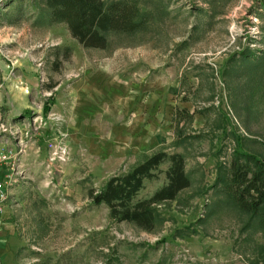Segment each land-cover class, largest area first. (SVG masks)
I'll use <instances>...</instances> for the list:
<instances>
[{
  "label": "rangeland",
  "instance_id": "374dc122",
  "mask_svg": "<svg viewBox=\"0 0 264 264\" xmlns=\"http://www.w3.org/2000/svg\"><path fill=\"white\" fill-rule=\"evenodd\" d=\"M136 1L143 26L98 48L36 20L43 0H0V264H264L261 218L215 186L240 153L264 158V0ZM101 74L160 79L175 99L163 148L185 155L192 182L156 205L151 230L89 197L131 166L62 129L77 81ZM167 166L138 197L166 182Z\"/></svg>",
  "mask_w": 264,
  "mask_h": 264
},
{
  "label": "trees",
  "instance_id": "16d2710c",
  "mask_svg": "<svg viewBox=\"0 0 264 264\" xmlns=\"http://www.w3.org/2000/svg\"><path fill=\"white\" fill-rule=\"evenodd\" d=\"M45 23L64 22L74 38L87 47L104 48L109 33H132L144 24L136 0H43L37 19ZM163 163L166 182L151 195L138 197L146 179L158 176ZM182 152L159 149L145 156L133 167L109 176L103 186L90 189L94 204H106L113 217L151 230L158 214L156 205L175 199L191 185ZM215 186L229 195L232 202L264 224V158L252 152L236 156L228 172L220 173Z\"/></svg>",
  "mask_w": 264,
  "mask_h": 264
},
{
  "label": "crops",
  "instance_id": "0c3cea01",
  "mask_svg": "<svg viewBox=\"0 0 264 264\" xmlns=\"http://www.w3.org/2000/svg\"><path fill=\"white\" fill-rule=\"evenodd\" d=\"M101 75L91 83L88 78L77 81L76 102L64 112L62 129L71 135L76 131L72 138L79 146L89 145L112 165L133 167L145 156L164 149L175 99L160 79L135 81Z\"/></svg>",
  "mask_w": 264,
  "mask_h": 264
},
{
  "label": "built area",
  "instance_id": "2783aa9c",
  "mask_svg": "<svg viewBox=\"0 0 264 264\" xmlns=\"http://www.w3.org/2000/svg\"><path fill=\"white\" fill-rule=\"evenodd\" d=\"M54 153L61 161H66L67 154L65 150L60 148L59 151H55ZM3 158L4 157H0V161ZM7 179H8V174L7 173L5 174L4 172L1 173V169H0V223L2 220L5 205L7 204L9 198V182Z\"/></svg>",
  "mask_w": 264,
  "mask_h": 264
}]
</instances>
